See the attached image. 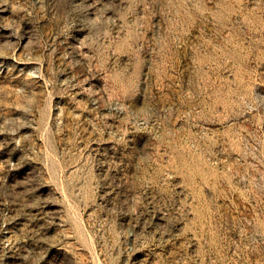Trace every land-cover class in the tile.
<instances>
[{
	"label": "rangeland",
	"instance_id": "374dc122",
	"mask_svg": "<svg viewBox=\"0 0 264 264\" xmlns=\"http://www.w3.org/2000/svg\"><path fill=\"white\" fill-rule=\"evenodd\" d=\"M0 264H264V0H0Z\"/></svg>",
	"mask_w": 264,
	"mask_h": 264
}]
</instances>
